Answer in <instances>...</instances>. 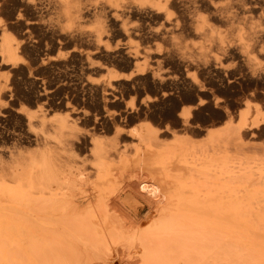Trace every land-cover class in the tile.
<instances>
[{
    "label": "bare ground",
    "instance_id": "6f19581e",
    "mask_svg": "<svg viewBox=\"0 0 264 264\" xmlns=\"http://www.w3.org/2000/svg\"><path fill=\"white\" fill-rule=\"evenodd\" d=\"M144 85L200 95L170 112L189 129L214 92L237 122L201 142L149 121L97 134ZM20 97L44 109L33 152L0 149V264H264V0H0V118Z\"/></svg>",
    "mask_w": 264,
    "mask_h": 264
},
{
    "label": "rangeland",
    "instance_id": "374dc122",
    "mask_svg": "<svg viewBox=\"0 0 264 264\" xmlns=\"http://www.w3.org/2000/svg\"><path fill=\"white\" fill-rule=\"evenodd\" d=\"M53 53L55 55L56 54H58V55L63 54V52H61V51L60 52L55 51ZM115 67H117V65L116 66L113 65L109 69L112 68L113 70H118V69L121 70V67H117L118 69H115ZM56 70L57 69L53 70V73L57 72ZM199 76L200 75L199 74L197 75V73H190L188 79L200 81V79H202V78ZM141 88H142V90H141ZM125 92L126 91L121 90V89L116 92V102L118 101L117 103L119 104V107L125 108L126 110H129V108H131V107L136 108L139 106L140 109H138V110L140 112L139 111H136V112L135 111L134 112L127 111L126 115L120 117V120L118 119L115 123H107V124L99 125L98 127H101V128H99V129L97 128L96 133L99 132L100 134L99 133H97V134L101 135V137L103 139L107 140V139L112 138L117 131H122L125 134H131L132 133L131 129L134 127L137 128L139 126V123H141V121H149L151 124H153L155 126V128L156 127H158L159 129L162 128L161 130H167L168 129L167 131L163 132L164 134L161 133V135H160V136H162V141L166 139L165 141H163L165 143L166 142L171 143L175 139V137H181V136L184 138H187L193 142H201L202 140L205 139L204 136L206 133V129H208L209 127L218 128V127H221L220 125H222V124L227 125V123H231V125H235L237 122V119H238L237 118L238 117V111L233 110L231 107H228V109L230 111L232 110V114L233 113L234 114L233 115L231 114V116L226 118L225 120L219 119V116L223 112V109H225V107H223V106H225L223 104V102H220V104L222 103V105H220L222 109L221 108L220 109H218V108H211L210 109L206 106L209 104H213L214 98H216V97L220 98V96H222V94H220V92H217V93L214 92V93L208 94L207 98H210L211 101L209 100L208 101L209 104L207 103L204 106H202L204 111H202L200 114H198L194 118H193V116H190V118H188V119H193L195 121L194 123L197 124L196 127L190 126L191 127L190 129H189L188 125L183 124L184 118H180L181 120L178 119L179 121H175L174 117L170 116L171 115L170 112H171V109H172L174 104L178 105L177 108L175 109V111L177 113H179L180 111H183V110H188L190 108H193L192 106L195 104L194 102L197 101V98L201 97L200 95L198 96L197 94H193L191 92H184L183 94H181L179 96L175 95L176 97L174 96L173 98L168 99V98H165V96L163 94V88L162 87L158 88V87H154L151 85H144V86L140 87V92L136 93V95L133 93L128 94L127 92L126 93ZM193 95L195 97H193ZM210 95H212V96H210ZM30 100L31 99H29L27 97H20L19 100H17L15 102L16 105L14 104V106H13L14 107L13 112L7 117H3V118L1 117L0 118V149H4L7 152L22 153V154H29L35 150L36 146L33 143H29V141L25 137H27V136L33 137V134H32L33 132H31V131L32 130L33 131L39 130V128L37 127V123H36L37 122L36 116H38L40 113H43L44 108H41L40 105L34 103L33 100H31V101ZM244 101L247 102L246 99ZM249 103H251V102H249ZM15 106H17L18 108H16ZM142 106H144V109ZM262 106H261V113L264 116V105H262ZM84 107H85V109L84 108H82V109L87 110L88 105L87 106L84 105ZM90 107L91 106L89 105L88 111L93 110V108L92 107L90 108ZM19 108H21V109H19ZM60 108L63 109V111L60 110ZM18 109L23 111V113H25V114L28 111L27 114H31L33 116L29 123L26 119H24V122L20 121V115H18L17 113L15 114V110H18ZM56 110H57V113H56ZM142 110H144L143 113H141ZM36 111H38L39 113H37ZM236 111H237V113H236ZM60 112H62V114ZM66 113H67V109L64 106H59V107L55 108L54 110H51L49 113H46L45 116H47V118H49V116L51 114L55 115V116L56 115H62L63 116ZM254 113H255V111L252 109L250 114H249V118L251 116H253ZM22 116H23V114H22ZM125 116H126V118H125ZM30 123H31V125H29ZM77 123L78 124L80 123L79 125L76 124V129H78V127H79V129L77 130L78 132H83V133H91L92 132V130L91 131L89 130V129H92L91 128L92 126H91V123L88 121L87 118L80 116L79 119L77 120ZM84 123H86V124H84ZM89 125H90V127H89ZM228 125H230V124H228ZM36 127H37V129H34ZM110 127L112 128L111 130L108 129ZM176 133H178V134H176ZM23 138H24V140H21ZM251 139H252V141H251ZM246 140H248V139H246ZM249 140H250L251 144L253 143V145L256 144V146H260V145L264 146V134H258L256 136L251 137ZM129 147L132 149V145H129ZM79 153H80L79 155L82 156V157H80V160L82 163L84 162V164H86V165L91 163L90 162L91 159H88V157L90 158L88 151H86V152L82 151V153L81 152H79ZM85 157H87V158H85ZM81 158H83L85 160H83ZM86 162H89V163H86ZM138 201H139L138 207H140V212L138 215L142 216L144 214V212L147 210V206H148L147 199L145 196H142L138 199ZM111 255L113 256L112 257L113 258L112 259L113 264L118 263L116 253L111 254ZM120 264H126V263H120Z\"/></svg>",
    "mask_w": 264,
    "mask_h": 264
}]
</instances>
